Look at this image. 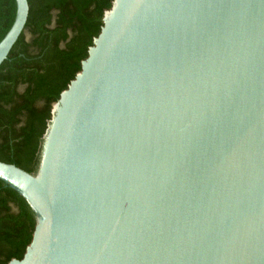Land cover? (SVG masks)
<instances>
[{
    "label": "water",
    "instance_id": "obj_1",
    "mask_svg": "<svg viewBox=\"0 0 264 264\" xmlns=\"http://www.w3.org/2000/svg\"><path fill=\"white\" fill-rule=\"evenodd\" d=\"M0 181L35 222L8 264H264V0H114L37 170Z\"/></svg>",
    "mask_w": 264,
    "mask_h": 264
},
{
    "label": "trees",
    "instance_id": "obj_2",
    "mask_svg": "<svg viewBox=\"0 0 264 264\" xmlns=\"http://www.w3.org/2000/svg\"><path fill=\"white\" fill-rule=\"evenodd\" d=\"M114 0H28L24 32L0 67V161L33 173L52 104L68 88ZM16 16L0 0V42ZM27 203L0 181V264L22 259L34 228Z\"/></svg>",
    "mask_w": 264,
    "mask_h": 264
}]
</instances>
